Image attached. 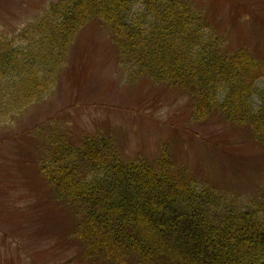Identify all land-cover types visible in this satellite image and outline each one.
Masks as SVG:
<instances>
[{"label":"trees","instance_id":"obj_1","mask_svg":"<svg viewBox=\"0 0 264 264\" xmlns=\"http://www.w3.org/2000/svg\"><path fill=\"white\" fill-rule=\"evenodd\" d=\"M95 18L124 70L181 88L194 100L193 119L223 116L264 147V60L246 47L229 50L191 0H55L13 36L0 30V121L55 89L77 33ZM49 145L44 176L73 211L88 258L264 264V189L245 203L202 185L165 151L125 158L106 135L75 145L54 131Z\"/></svg>","mask_w":264,"mask_h":264},{"label":"rangeland","instance_id":"obj_2","mask_svg":"<svg viewBox=\"0 0 264 264\" xmlns=\"http://www.w3.org/2000/svg\"><path fill=\"white\" fill-rule=\"evenodd\" d=\"M52 1L0 0L1 32L13 36ZM191 1L229 50L246 47L264 60V0ZM193 102L179 87L124 70L98 18L80 28L55 89L13 121H0V264H108L86 256L73 211L44 176L54 131L75 145L109 136L129 159L165 151L202 185L245 203L256 196L264 189V147L223 116L193 119Z\"/></svg>","mask_w":264,"mask_h":264}]
</instances>
